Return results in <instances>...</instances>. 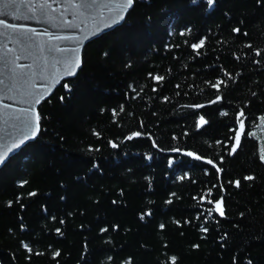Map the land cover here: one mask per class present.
Returning <instances> with one entry per match:
<instances>
[{"label":"trees","instance_id":"1","mask_svg":"<svg viewBox=\"0 0 264 264\" xmlns=\"http://www.w3.org/2000/svg\"><path fill=\"white\" fill-rule=\"evenodd\" d=\"M37 113L0 264H264V0H134Z\"/></svg>","mask_w":264,"mask_h":264},{"label":"water","instance_id":"2","mask_svg":"<svg viewBox=\"0 0 264 264\" xmlns=\"http://www.w3.org/2000/svg\"><path fill=\"white\" fill-rule=\"evenodd\" d=\"M132 6L125 0H0V154L7 153L0 169L36 140L37 107L76 77L83 48L121 26ZM204 124L199 119L198 129Z\"/></svg>","mask_w":264,"mask_h":264},{"label":"snow or ice","instance_id":"3","mask_svg":"<svg viewBox=\"0 0 264 264\" xmlns=\"http://www.w3.org/2000/svg\"><path fill=\"white\" fill-rule=\"evenodd\" d=\"M93 2H94V0H93ZM125 2H126V5L128 7H131L133 5V3H134V0H125ZM207 2L209 4V6H212L214 4V0H207ZM193 3H196V0H193ZM3 15H5V12L0 11V16H3ZM3 23H4V21L2 19H0V24H3ZM234 31H239V30L238 29H235ZM200 43L202 45L203 44V41H201ZM198 46L199 45H195V44L193 45L194 48H196ZM79 66H80L79 64L76 65V67H79ZM73 74H74V70L68 72V75H73ZM64 87L65 88H69V85L65 84ZM37 102H39V101H37ZM38 120H39V117H37V121ZM36 130L39 131V124L38 123H37V126H36ZM34 135H35V133H33V136ZM133 135H139V133H134ZM27 139H29V137L25 136L24 139H22L20 143L23 144L24 143V140H27ZM237 143H239V134L237 135ZM14 147H19V145H14ZM235 150L236 149L234 147L233 148V151H235ZM6 156H7V153L0 154V165H2L5 162ZM209 163H212V162L209 161ZM245 179H252V177H245ZM235 183L237 185H239V181H236ZM209 202L210 203H213V201H209ZM214 203H216L217 205H219L220 204V201H215ZM217 210L219 211V208H217ZM221 214H223V213L221 212ZM205 231H206V229H205ZM174 259L175 258H173V260Z\"/></svg>","mask_w":264,"mask_h":264},{"label":"rangeland","instance_id":"4","mask_svg":"<svg viewBox=\"0 0 264 264\" xmlns=\"http://www.w3.org/2000/svg\"><path fill=\"white\" fill-rule=\"evenodd\" d=\"M260 133H261L262 138H264V129H262V130L260 131ZM257 139L259 140L260 145H261V138L257 137ZM263 160H264V157H263Z\"/></svg>","mask_w":264,"mask_h":264}]
</instances>
